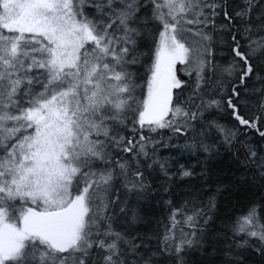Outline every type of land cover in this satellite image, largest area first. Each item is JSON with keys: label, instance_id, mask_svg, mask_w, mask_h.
<instances>
[{"label": "snow or ice", "instance_id": "obj_1", "mask_svg": "<svg viewBox=\"0 0 264 264\" xmlns=\"http://www.w3.org/2000/svg\"><path fill=\"white\" fill-rule=\"evenodd\" d=\"M0 264H264V0H0Z\"/></svg>", "mask_w": 264, "mask_h": 264}]
</instances>
